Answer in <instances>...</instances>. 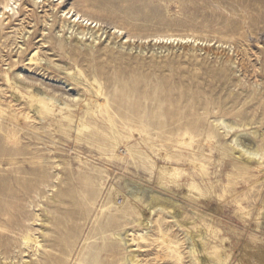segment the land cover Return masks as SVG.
I'll use <instances>...</instances> for the list:
<instances>
[{
	"label": "rangeland",
	"instance_id": "rangeland-1",
	"mask_svg": "<svg viewBox=\"0 0 264 264\" xmlns=\"http://www.w3.org/2000/svg\"><path fill=\"white\" fill-rule=\"evenodd\" d=\"M14 1L0 21V104L28 112L22 95L35 90L73 121L33 117L15 141L0 126V264H85L96 252L111 264H180L165 256L156 221L182 264H196L189 238L229 254L225 264H264V164L248 173L238 155L224 156L234 133L217 122L234 125L241 145L264 148V0H61L62 10L136 44L121 47L107 34L70 54L43 43V4ZM47 28V39L64 37ZM163 35L204 46L161 50L151 40ZM214 45L231 52L217 55ZM187 132L198 140L214 134L217 144L183 152ZM152 198L169 207L148 228ZM25 232L44 245L38 257L21 254Z\"/></svg>",
	"mask_w": 264,
	"mask_h": 264
},
{
	"label": "bare ground",
	"instance_id": "bare-ground-1",
	"mask_svg": "<svg viewBox=\"0 0 264 264\" xmlns=\"http://www.w3.org/2000/svg\"><path fill=\"white\" fill-rule=\"evenodd\" d=\"M60 1L61 0H57V1L37 0V2L34 3L36 6L43 4L44 5L43 8L44 9L46 8L44 11V15L42 16V24L45 26L42 33V41L44 44H50L51 42L54 41L58 45L56 49L58 48V50L64 52L65 54H70L77 52L78 50H81L79 49L80 45H83L86 42H88L90 45H93V43L98 42V40H101L102 37L108 34L109 39L120 43L121 47L127 46L128 49L134 50V46H136L135 40L133 41L132 39L123 36V32L121 30L116 28L115 30H111L107 32L100 25V22L98 20H95L90 16H86L80 12H77L75 11L74 8L68 11L62 10L63 2ZM16 3L17 2L14 0H3L2 11H0V21L4 22L6 15L14 11L13 6ZM51 21L53 22L52 24H50ZM47 26H50V28H54L57 26V28L60 29L59 33L60 32L64 33V37L47 39V37L45 36L46 31H48ZM67 35H70L69 38H72V36H74V41L77 45L73 46V48L69 47L68 45L69 40L67 38L68 37ZM147 42L149 41L146 40L144 45ZM151 42H154L155 45L157 44L161 45L160 48L161 50L163 48H167V50H169L170 46H182L184 47V49L193 51L198 49L199 46H204V43L199 42L198 40L194 39L191 36L179 37L173 35H168V36L163 35V36L154 37L151 40ZM142 45L143 43H140L138 48L140 51L144 52L145 46ZM22 48L23 46L20 45V49ZM223 49H224L223 45H218L217 47L214 48L215 54L222 55L223 53H227V55H229V52H231L229 50L227 52L226 49L225 50ZM201 51H203V49H201ZM32 62H34V60ZM229 62L233 64L235 63V61H233V59L231 58H229ZM49 63L50 61L46 62L44 66L43 65L41 66H43V68H46ZM236 64H237V59H236ZM14 66H16V63L9 65V67L6 69L4 73V78L6 79L11 78V74L13 73L12 68ZM39 95L40 93L35 90H29L27 94L23 93L22 96L23 98H25V101L27 102V107L29 109L28 112H24L22 110H15L11 103L6 109L0 104V126L3 128L5 132H7L6 135L8 136L9 139L13 141L17 140L18 128H20L22 126L21 124L23 123L26 124V126L31 127V119L33 117L45 121L48 118L49 119L53 118L57 123H60L65 127H71L70 125L73 121L72 116L68 114L64 109H61L62 110L61 113L56 115L53 108L44 105L40 101ZM81 108L82 106H79L76 110L79 111L81 110ZM217 122L221 126H223L227 136L234 133L231 141L232 146L230 148L223 149L222 154H224V156L238 155V158L241 159L245 165L242 170L248 173L258 170L261 171L264 164V148L254 149L252 147L249 148L247 146L241 145L239 141L242 135L241 133H237L236 127L234 125L228 124L227 121L223 119L217 120ZM23 130L25 131V129ZM199 143L207 144L208 146H215L217 144V137L214 134H209L206 137L198 140L192 134L187 132L185 136L178 141L177 148H180L181 151L183 152H189V151H193L194 145ZM232 150L234 153H232ZM203 172L204 174H206L205 169L203 170ZM233 179H236V177L235 178L233 177ZM229 181L231 182V180ZM176 187L182 188L183 186L177 185ZM188 189L189 190L197 189V186L194 184H190ZM168 207L169 205L162 202L160 199L152 198V201L150 203V209L148 213L145 215L146 226L149 228L150 224L153 223L152 215L162 216L164 214H167ZM172 214L173 213H171V219L173 220V223L178 224L177 219H175V217ZM156 225H157V230L161 235L160 241L162 244H165V249H164L165 256L167 258H172L176 260L177 263L182 264V255L181 252L179 251L178 246L164 232V230L161 227V224L158 221H156ZM2 234L3 233H1V235ZM185 243L188 246V253H190L191 258L196 264H206L207 260H212L213 258L216 261L215 264H225L230 258L229 254L222 251L217 246L212 247L211 248L212 251L208 253L206 249L203 247L202 241H195L189 238L185 241ZM18 246L20 247L21 254L27 252L26 249H31L34 252L35 257H38V253H40V248L42 247L44 248V245L41 243V241H39L37 237L33 235L32 232L23 233V235L21 236V241L19 242ZM52 257L53 254H49V259H51ZM262 260H264V258ZM128 261L130 263H135L136 256L134 254L129 256ZM48 262H51V260H49ZM85 264H111V263L107 260H104L99 252H96L95 254L92 255L91 258L85 260ZM239 264H243V263L239 261Z\"/></svg>",
	"mask_w": 264,
	"mask_h": 264
}]
</instances>
